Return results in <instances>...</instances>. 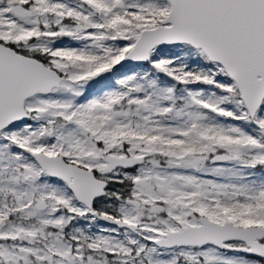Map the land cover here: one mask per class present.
Segmentation results:
<instances>
[{
    "label": "snow or ice",
    "instance_id": "snow-or-ice-1",
    "mask_svg": "<svg viewBox=\"0 0 264 264\" xmlns=\"http://www.w3.org/2000/svg\"><path fill=\"white\" fill-rule=\"evenodd\" d=\"M0 264H264V0H0Z\"/></svg>",
    "mask_w": 264,
    "mask_h": 264
}]
</instances>
